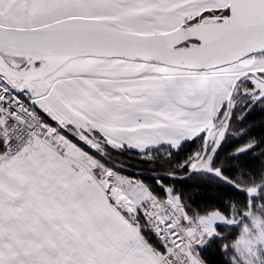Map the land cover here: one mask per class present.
Here are the masks:
<instances>
[{
    "label": "snow or ice",
    "instance_id": "1",
    "mask_svg": "<svg viewBox=\"0 0 264 264\" xmlns=\"http://www.w3.org/2000/svg\"><path fill=\"white\" fill-rule=\"evenodd\" d=\"M0 264H264V0H0Z\"/></svg>",
    "mask_w": 264,
    "mask_h": 264
},
{
    "label": "trees",
    "instance_id": "2",
    "mask_svg": "<svg viewBox=\"0 0 264 264\" xmlns=\"http://www.w3.org/2000/svg\"><path fill=\"white\" fill-rule=\"evenodd\" d=\"M255 119H257V120H259L260 119V117L259 116H256L255 117ZM260 133H257V135H259ZM138 166H135L134 165V167H133V169H132V172H133V174L134 175H143V176H145V177H148V176H150L151 174H150V172H148V171H142V172H138V171H136V168H137ZM177 187L178 188H180L182 191H184L185 193H187V194H191V193H193L194 191H196L195 189H193V188H191V187H189L188 186V184H185V185H177ZM201 192H203L204 190L202 189V190H200ZM202 197H197V200L199 201L200 199H201Z\"/></svg>",
    "mask_w": 264,
    "mask_h": 264
}]
</instances>
